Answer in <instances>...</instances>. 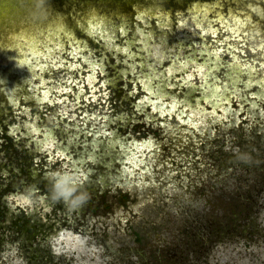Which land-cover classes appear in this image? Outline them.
Instances as JSON below:
<instances>
[{"label": "rangeland", "instance_id": "rangeland-1", "mask_svg": "<svg viewBox=\"0 0 264 264\" xmlns=\"http://www.w3.org/2000/svg\"><path fill=\"white\" fill-rule=\"evenodd\" d=\"M31 5L0 31V264H264V0Z\"/></svg>", "mask_w": 264, "mask_h": 264}, {"label": "bare ground", "instance_id": "bare-ground-1", "mask_svg": "<svg viewBox=\"0 0 264 264\" xmlns=\"http://www.w3.org/2000/svg\"><path fill=\"white\" fill-rule=\"evenodd\" d=\"M33 0H0V31H4L6 32L7 30H17V28L15 26H17V24L20 26L21 24H23L24 22L26 23L32 14L31 10ZM25 17V19H23ZM24 22H23V21ZM29 22L26 23L25 27L23 28V30L25 29V31L19 32L18 35H23L24 37H27V39H30L32 36V30L29 29V27L31 28V26H28ZM2 34V33H0ZM25 34V35H24ZM13 37L16 36V34L12 35ZM13 37H11V39H14ZM3 41L2 39H0V46L3 47ZM4 48V47H3ZM33 48V52L32 53H38L39 50L35 47ZM22 50L23 53L26 51ZM22 51L19 49V53L15 52L14 50H10L8 53L11 54L10 55V60L12 62V64L14 65H19V63L21 62V55H22ZM17 72H20V69L18 67L15 68ZM32 216V215H31ZM31 219H33V217H31ZM35 221V219H33ZM33 221V222H34ZM36 226L37 227H44V228H38L40 230H43V232H47L48 230H51L50 224H47V222H40V221H36ZM43 233H39V235H41ZM47 235V234H45ZM44 235L42 241H44V239L46 238Z\"/></svg>", "mask_w": 264, "mask_h": 264}]
</instances>
